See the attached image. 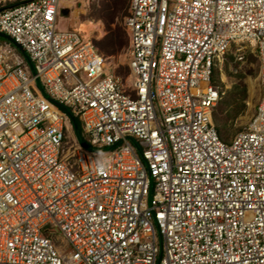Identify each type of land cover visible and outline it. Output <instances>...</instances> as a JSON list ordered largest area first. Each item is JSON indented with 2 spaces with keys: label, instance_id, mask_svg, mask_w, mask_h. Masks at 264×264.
<instances>
[{
  "label": "built area",
  "instance_id": "1",
  "mask_svg": "<svg viewBox=\"0 0 264 264\" xmlns=\"http://www.w3.org/2000/svg\"><path fill=\"white\" fill-rule=\"evenodd\" d=\"M90 1L0 10L31 62L0 39V264H264V0H130L128 88L59 29ZM244 42L261 98L225 143L213 75Z\"/></svg>",
  "mask_w": 264,
  "mask_h": 264
},
{
  "label": "rangeland",
  "instance_id": "2",
  "mask_svg": "<svg viewBox=\"0 0 264 264\" xmlns=\"http://www.w3.org/2000/svg\"><path fill=\"white\" fill-rule=\"evenodd\" d=\"M27 1L29 0H0V10ZM117 5V0H91L83 6L79 4L72 9H64L59 17V29L63 31L77 30L97 45L102 44L106 48H111L112 37L117 31V24H119L127 34V49L117 55H103L108 68L121 80L125 88H128L131 80H128L130 77L128 68L130 38L126 26L127 16L122 21L116 17L114 24L108 21ZM72 13H75V17ZM79 24L85 25L86 28L79 30L77 27ZM260 76L261 64L258 52L250 42L234 45L225 59L217 64L215 78L221 86L220 90H223V94L214 111V124L225 143L231 142L236 134L245 130L254 116L261 98ZM235 87L238 89L234 90ZM244 88L246 89L245 97ZM245 104V113L237 116ZM235 116L237 117L235 118ZM58 239L61 241L60 238Z\"/></svg>",
  "mask_w": 264,
  "mask_h": 264
},
{
  "label": "trees",
  "instance_id": "3",
  "mask_svg": "<svg viewBox=\"0 0 264 264\" xmlns=\"http://www.w3.org/2000/svg\"><path fill=\"white\" fill-rule=\"evenodd\" d=\"M129 2H130V0H117L118 5L115 8V12L111 13L110 18L108 20L109 23H113V24L116 23L115 22L116 17L119 18V21L120 20L122 21V19L128 15ZM21 4H23V3L16 4L14 6H11L10 8L19 6ZM117 7H119V8H117ZM116 32L114 33V35L112 37L113 41H112V45L110 46L111 48H106L102 44L97 45L96 43L93 42L102 54L112 56V55H117V54L123 52L125 49H127V47H128L127 34L119 24H117V31ZM2 41H4V40H2ZM215 72H216V69L214 70L213 83L221 89V86L216 81ZM237 89H238V87L234 88V90H237ZM220 92H221V94H223V90L222 91L220 90ZM245 93H246V89L244 88V91H243L244 97L246 96ZM242 100H244V99H242ZM245 111H246V104H245V106H243V110H241V112H239L237 114V116L244 114ZM237 116H235V118ZM213 119L215 120L214 114H213ZM74 127H75V132H76L77 136L79 137L83 146H85L86 148H89L90 146H89L88 142L82 136V126L78 120L75 121ZM218 135L221 138V140L223 141L219 131H218Z\"/></svg>",
  "mask_w": 264,
  "mask_h": 264
},
{
  "label": "water",
  "instance_id": "4",
  "mask_svg": "<svg viewBox=\"0 0 264 264\" xmlns=\"http://www.w3.org/2000/svg\"><path fill=\"white\" fill-rule=\"evenodd\" d=\"M0 39L6 41L8 43H11L18 50V52L21 54V56L27 61V63L29 65H31L30 59L27 56V54L24 52L23 48L19 44H17L10 36H8L4 33H0ZM63 109L69 114V116L71 117L72 123L75 126V120L72 118L70 111L65 107H63Z\"/></svg>",
  "mask_w": 264,
  "mask_h": 264
},
{
  "label": "bare ground",
  "instance_id": "5",
  "mask_svg": "<svg viewBox=\"0 0 264 264\" xmlns=\"http://www.w3.org/2000/svg\"><path fill=\"white\" fill-rule=\"evenodd\" d=\"M75 13H76V12H75ZM75 13H72L74 17H75V15H74ZM72 14H71V15H72ZM70 18L73 19V17H70ZM77 27H78L79 30H84V28H86V26H85V25H82V24L77 25Z\"/></svg>",
  "mask_w": 264,
  "mask_h": 264
},
{
  "label": "crops",
  "instance_id": "6",
  "mask_svg": "<svg viewBox=\"0 0 264 264\" xmlns=\"http://www.w3.org/2000/svg\"><path fill=\"white\" fill-rule=\"evenodd\" d=\"M4 42H6V41H4Z\"/></svg>",
  "mask_w": 264,
  "mask_h": 264
}]
</instances>
